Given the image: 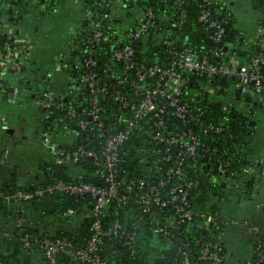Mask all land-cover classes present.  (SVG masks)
<instances>
[{
  "label": "trees",
  "instance_id": "trees-1",
  "mask_svg": "<svg viewBox=\"0 0 264 264\" xmlns=\"http://www.w3.org/2000/svg\"><path fill=\"white\" fill-rule=\"evenodd\" d=\"M59 1L0 0V64L2 57H6V46L11 44L6 29H13L14 35L27 37L22 34L24 32L20 26L25 22L29 23V19H34L37 12L46 13L54 4L57 7ZM229 2L230 0H104L103 3L101 0H79L82 17L74 25L70 42V49L75 56L73 63L75 67L63 70L65 79L63 89L65 85L67 89L60 90L59 94H66V102L73 103L76 107H79L80 101L87 105L89 93L85 85L77 80V76L86 70L82 59L88 56L95 58L96 71L103 67L119 70L121 64L112 59V54L115 49L125 45L133 48L136 62L149 64L157 61L163 66L172 59L171 50L181 51L182 41L189 44L197 57L207 56L215 63H218L220 59L212 55L210 50L228 45L229 52L239 58L244 53L248 54L249 59L245 63L252 65L255 62L254 66H257L258 71L264 74V46L258 44L259 38H264V0H255L253 3L254 7L261 12L260 33L252 44L250 52L243 50L244 42L232 25L231 17L227 13ZM120 8L125 10L122 16L115 13ZM206 9L210 11V17L225 30L219 43H214L210 39L213 29L205 28L204 22L199 20L201 12ZM147 11L155 15L154 26L139 38L129 40L126 36L128 29L135 28L139 16ZM181 12L184 13L182 18H180ZM101 17L104 18L101 28L110 41L105 40L90 47L85 40L91 35L95 21ZM107 17L110 19L108 20ZM15 28L20 30L16 31ZM23 54L24 60L22 59L23 65L20 72L11 82H5L3 84L5 88L0 90V99L4 102L13 92V86H17L21 91L16 95L24 97L26 101H32L36 95L42 96L47 91L56 90L46 87L40 72L36 75L39 80L35 78L32 82L28 81L32 79V72L34 73L35 70H32V59L26 49L23 50ZM259 55L262 56L261 61L257 60ZM24 64H27L26 68ZM24 75H27V78H24ZM56 76L55 80L59 79V74ZM222 79L213 77L209 81L202 74L184 71L181 85L182 102L186 104L190 114L198 117L201 123L188 121V119L181 120L174 116L166 118L169 130L192 129L202 143L194 158L180 162L185 178L192 181L187 194L194 213L192 219L178 222L170 206L144 211L141 206L132 202L117 204L112 200L109 201L102 219L103 225L109 227L118 221L126 233L133 234L135 237L133 243H129L125 235L120 234H111L104 238V243L112 245L118 254V264H173L183 259L184 252L190 259L196 260L201 244L213 240L216 233L223 230L220 221L224 216L220 211V205L229 196L228 191L232 192L236 189L235 191L239 192L244 186L246 180L241 172L242 169L246 167L253 169L251 154L256 135L255 126H249L247 119L239 114L234 116L235 112H230L229 107L237 106L242 102L251 107V116L256 111L264 113V85L261 91L256 92L251 83L241 84L237 77ZM208 85L212 88V92L207 90ZM244 88L248 90L249 96H244ZM121 90L124 94L130 92L127 86L122 87ZM217 101L221 102L216 106L220 108L219 111L214 107ZM100 102L104 108L102 117L107 130L121 129L129 118V110L114 102L108 95L101 98ZM223 107L226 110L222 109ZM44 110L52 119H55L58 131L63 135L72 134L74 137L70 144L55 141L57 146L64 150H71L78 145L98 149L100 140L95 133L79 130L76 120L68 119L62 110L53 107L44 108ZM149 124L148 121L140 122L119 151L118 170L119 176L124 180V186L132 179L141 180L144 184L155 182L164 178L165 170L177 165L174 155L178 147L170 146V150L165 151L162 144L148 138ZM206 126H212V128L206 129ZM42 132L47 133L48 128ZM53 158V162L44 164L45 181L35 185L50 184L57 179L66 182L102 184L97 172L98 167L92 159L57 163V158L55 156ZM171 181H175V178L173 177ZM226 181L230 184V188H226ZM222 183L224 186L221 185ZM26 188L31 187L17 183L16 172L13 170L0 186L1 190L7 192ZM49 197L53 199L46 213L53 210L67 217L80 214L82 219L79 228L75 232L61 230L55 235L40 233L36 228L29 230L24 227L18 228L14 236L18 246L23 247L20 239L23 236H29L31 239L30 247L23 250L26 255L36 251L41 252L39 241L42 237L66 238L74 242L76 246H82L91 234L89 214L93 200L88 195L56 193ZM28 202H10L9 204L0 202V207L8 205L11 208H17ZM207 215L217 217L219 222L204 224ZM153 222L159 226L164 225V230L158 231ZM256 245H259L260 252L264 256V242L261 240ZM256 245L253 249L252 264H264V258L258 254ZM132 247L135 249L134 255L130 254ZM217 250L221 255L220 264H223V242ZM68 261H70L69 258L64 255H60L57 260L58 264ZM107 264H109L108 257Z\"/></svg>",
  "mask_w": 264,
  "mask_h": 264
},
{
  "label": "built area",
  "instance_id": "built-area-1",
  "mask_svg": "<svg viewBox=\"0 0 264 264\" xmlns=\"http://www.w3.org/2000/svg\"><path fill=\"white\" fill-rule=\"evenodd\" d=\"M101 1L104 3V0ZM183 12H181L180 18L183 17ZM107 19L109 20L110 17ZM102 20H104L103 17L95 21L91 35L85 40V43L90 47L105 40L110 41L101 28ZM199 20L204 22L205 28L213 29L210 39L214 43H219L225 30L215 19L210 17V11L203 10ZM154 24V13L144 12L139 16L137 26L129 28L126 36L129 40L137 39ZM6 31L11 44L6 46V57L1 58L0 90L5 88L3 85L5 82H11L17 76L23 65L24 47L13 44L16 41L13 29L7 28ZM258 44L264 46V38H259ZM181 46L180 52L175 49L171 50L172 59L164 66L157 61L149 64L136 62L134 50L128 45L113 51L112 59L121 64L119 70L103 67L96 71L97 60L90 56L84 57L82 62L86 70L77 76V80L85 85L89 93L87 105L80 101L79 107H76L75 104L66 102V94H57L52 91L45 92L39 99L42 107H53L64 111L68 119L76 120L79 130L93 132L100 140L98 149L78 145L71 150H64L56 143L53 144L52 153L57 158L56 162H77L90 158L98 167V176L102 181V184L97 185L57 179L50 184L35 185L29 189H17L13 192L0 189V202L6 204L28 202L56 193L88 195L93 200L89 214L91 234L84 245L76 246L74 242L66 238L42 237L40 239L39 248L46 264H58L57 260L60 255L81 264H107L106 248L112 245L105 244L104 238L111 234H120L125 235L129 243H133L134 235L126 233L118 221L109 227L103 225L102 219L105 215L106 205L111 200L117 204L132 202L141 206L144 211H150L155 207L170 206L174 210L178 222L192 219L194 213L187 196L192 181L185 178L180 162L194 158L202 143L192 129L171 131L166 121L168 116H174L181 120L188 119V121L193 120L201 123L198 117L190 114L186 104L182 102L183 72H197L209 81L213 77H237L241 84L251 83L256 92L263 88L264 74L258 71L257 66H254L255 62L252 65L241 63L229 52L228 45H225L224 48L210 50L212 55L220 59L218 63L212 62L207 56L197 57L186 41H182ZM257 60L261 61L262 56L259 55ZM10 69L11 71H9ZM7 75H10L9 79ZM124 86L128 87L130 91L128 94L122 92L121 88ZM12 88L11 94H19L20 89L17 86ZM207 90L212 92L209 85ZM243 91L248 92L246 88ZM105 95L110 96L114 102L129 110L130 115L125 125L116 131L110 130V128L107 130L103 122L104 108L100 100ZM142 121L150 123L148 138L155 143L162 144L165 151L170 150V146L178 147L174 155L177 165L165 170L164 178L155 182L144 184L141 180L132 179L124 186V180L119 176L118 170L119 151L130 133ZM205 128H212V126ZM251 171L249 167L242 169L241 172L245 175V180ZM173 177L175 181H171ZM218 222L217 217L207 215L204 224H217ZM232 222L235 223V221L222 219L220 224L224 227L225 224ZM153 224L158 231L164 230V225L159 226L155 222ZM20 239L23 245L22 250L30 247L29 236H23ZM222 240V230H220L213 240L201 244L196 260L190 259L184 252L183 259L173 264H220L221 255L217 249ZM110 249L114 250L113 247ZM256 250L264 258L259 245H256ZM134 252L135 249L132 247L130 254L134 255Z\"/></svg>",
  "mask_w": 264,
  "mask_h": 264
},
{
  "label": "crops",
  "instance_id": "crops-1",
  "mask_svg": "<svg viewBox=\"0 0 264 264\" xmlns=\"http://www.w3.org/2000/svg\"><path fill=\"white\" fill-rule=\"evenodd\" d=\"M70 1L75 2V6L70 7L68 0H63V2L61 0L62 6L58 3L57 7L55 4L52 5L46 13L37 12L34 19H29V23L25 22L20 26L24 32L22 34L27 37L31 36L30 38L15 35L18 46L24 47L32 59V70L35 71L32 72V79L28 80L29 82H32L40 72L42 81L46 82V87L53 89L56 85L57 90L67 89L66 85L63 89L65 79L62 72L72 68L75 61L70 42L74 25L82 17L79 0ZM254 1L230 0L227 7L232 25L239 32L244 42L243 50L246 52H250L252 44L259 35L261 12L254 7ZM63 11H67L65 16ZM57 12L58 16L55 18ZM41 21L42 24H40ZM23 41L24 45L21 44ZM71 56L73 60H70ZM234 56L242 63L249 59V55L245 53L240 58ZM22 59L24 60V56ZM26 66L27 64L25 68ZM55 74H60V80H55ZM24 76L27 78V75ZM25 95L33 96L32 94ZM33 99L37 100L38 95ZM29 102L16 94H10L6 102L0 99V161L3 163L0 165V186L4 184L12 170L16 172L17 183L21 185L32 187L44 182L46 179L44 164L53 162V156L49 155V150L42 147L39 141L36 140L34 143L28 139L31 133L35 134V137L38 136L43 116L37 108L40 114L37 117L32 107L29 106ZM24 104L26 108L22 111ZM249 118L250 126L254 125L256 132L255 145L251 154L253 169L239 192L235 191L236 189L232 192L228 191L229 196L220 205L223 220L235 221V223L225 224L222 230L223 264H252L255 245L261 240L264 242V113L256 111ZM16 132L18 135L13 140L14 142L9 140L15 136ZM52 132L56 142L70 144L74 140L72 134L63 135L57 129ZM16 139L19 140L15 142ZM5 150H12L15 154L12 160L6 159ZM45 158H48V161H45ZM20 161L27 167L25 175L19 171ZM225 185L226 188H230L228 182ZM52 199L46 196L34 202L21 204L17 208H11L8 205L0 207V264L45 263L42 252L36 251L26 255L22 247L17 245L14 236L20 227L28 230L36 228L40 233L49 235H55L61 230L71 232L78 230L82 219L80 214L67 217L53 210L46 213ZM112 247L106 248L109 264H118L119 256L115 250L110 249ZM64 264L81 263L68 261Z\"/></svg>",
  "mask_w": 264,
  "mask_h": 264
},
{
  "label": "rangeland",
  "instance_id": "rangeland-1",
  "mask_svg": "<svg viewBox=\"0 0 264 264\" xmlns=\"http://www.w3.org/2000/svg\"><path fill=\"white\" fill-rule=\"evenodd\" d=\"M62 2H63V0H62ZM62 2H61V0L59 1V5L61 4V6H62ZM68 4H70L69 6L70 7H72V6H75L74 4H75V2L73 3V2H71L70 0H68ZM64 10V9H63ZM124 9L123 8H120L118 11H116L115 13L116 14H118V15H120V16H122L123 15V13H124ZM64 12V11H63ZM66 13H67V11H65L63 14H64V16L66 15ZM58 16V12L57 13H55V18ZM66 20L64 19V22H65ZM55 23H56V20H55ZM40 24H42V21L40 22ZM57 25H55V28H57L56 27ZM7 77H8V79H9V77H10V75H7ZM59 80H60V78H59ZM30 103V105L29 106H31L32 107V111H33V113L34 114H36V116L38 117L40 114H39V111H38V109L37 108H39V105H40V103H41V101L39 100V99H33L32 101H30L29 102ZM24 108L22 109V111H24L25 110V108H26V104H24V106H23ZM262 114V113H261ZM40 126V125H39ZM263 126H264V124H263ZM39 134H38V136H36L35 137V134L33 135V133H31L30 135H29V141H31V142H34V143H36V140L37 141H39L40 142V144H41V146L42 147H44V148H46L47 150H49L50 151V154L49 155H52V156H54L53 155V153H52V146H53V144H55V138H53V137H55L54 135H52L53 134V132H51V134L49 133V135L45 132H42V127H39ZM17 135H18V132H16L15 133V136L14 137H12V138H10L9 140H11V141H13L16 137H17ZM48 135V136H47ZM44 136H47L46 138H44ZM34 138H35V140H34ZM38 138V139H37ZM17 140H19V139H16L15 140V142L17 141ZM14 142V141H13ZM12 142V143H13ZM21 142V141H20ZM15 154H13V152H12V150H5L4 151V156H7V160H12V158H13V156H14ZM51 158V157H50ZM53 160H54V158H53ZM45 161H48V158H45ZM1 164H3L1 161H0V165ZM20 169H19V171H20V173H22V175H25L26 173H27V167H26V165L23 163V162H21L20 161Z\"/></svg>",
  "mask_w": 264,
  "mask_h": 264
},
{
  "label": "flooded vegetation",
  "instance_id": "flooded-vegetation-1",
  "mask_svg": "<svg viewBox=\"0 0 264 264\" xmlns=\"http://www.w3.org/2000/svg\"><path fill=\"white\" fill-rule=\"evenodd\" d=\"M63 73V72H62ZM61 73V74H62ZM57 74H55V78L57 77L56 76ZM60 75V74H59ZM38 79V78H37ZM57 86L55 85V89L57 90V88H56ZM55 90V91H56ZM27 92V91H26ZM41 97L42 96H38V99H41ZM28 99V98H27ZM221 104V102H219V101H217L216 102V104L214 105V107L216 108V110L217 111H219L220 110V108L219 107H216L217 105H220ZM39 109H40V111L42 112V119H41V125H42V127H43V129H46V128H48V132H47V134L49 135V133H51V130H55L56 129V123H55V119H52L51 118V116L48 114V113H46V111L44 110V107H42L41 105H39ZM43 109V110H42ZM222 109H224V110H226L224 107L222 108ZM229 109H230V112H235L234 113V116H236V115H238L239 114V116H241L242 118H245V119H247V121H248V124H249V126H250V118H249V116H250V112H251V107L250 106H248V104H246V103H239L237 106L236 105H232V106H230L229 107Z\"/></svg>",
  "mask_w": 264,
  "mask_h": 264
},
{
  "label": "water",
  "instance_id": "water-1",
  "mask_svg": "<svg viewBox=\"0 0 264 264\" xmlns=\"http://www.w3.org/2000/svg\"><path fill=\"white\" fill-rule=\"evenodd\" d=\"M13 44L18 45V42L15 41V42H13ZM21 44H24V42H21ZM70 60H73V57L72 56L70 57ZM222 80H225V78H223ZM53 91H54V93H57V94L60 93L59 90H56V91L53 90ZM243 94H244V96H249V92H244ZM221 185L224 186V183H222Z\"/></svg>",
  "mask_w": 264,
  "mask_h": 264
}]
</instances>
